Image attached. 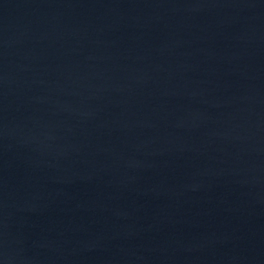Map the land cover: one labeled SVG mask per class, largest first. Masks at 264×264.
I'll list each match as a JSON object with an SVG mask.
<instances>
[{
  "label": "water",
  "instance_id": "water-1",
  "mask_svg": "<svg viewBox=\"0 0 264 264\" xmlns=\"http://www.w3.org/2000/svg\"><path fill=\"white\" fill-rule=\"evenodd\" d=\"M264 158V0H0V264H194Z\"/></svg>",
  "mask_w": 264,
  "mask_h": 264
}]
</instances>
